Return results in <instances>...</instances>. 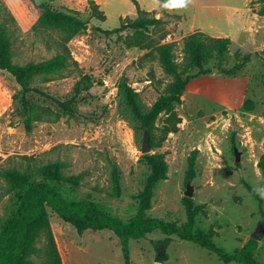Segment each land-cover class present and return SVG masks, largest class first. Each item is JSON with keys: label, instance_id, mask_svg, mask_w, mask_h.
<instances>
[{"label": "rangeland", "instance_id": "1", "mask_svg": "<svg viewBox=\"0 0 264 264\" xmlns=\"http://www.w3.org/2000/svg\"><path fill=\"white\" fill-rule=\"evenodd\" d=\"M34 1L62 12L75 11L87 21V29L65 45L72 63L55 75L35 77L31 83L60 101L72 98L79 84L80 94L73 102L77 114L61 115L51 102L31 97L48 106L52 115L33 123L27 133L15 100L20 87L0 70V171L16 170L37 181L40 168L60 162L64 176L79 177L73 198L93 201L108 213L129 219L137 211V194L148 168L141 153L145 134L128 112L119 84L125 81L136 93L140 109L148 111L172 80L159 63V45L174 43L176 62L182 63L183 39L193 32L228 38L231 44L224 65L230 67L244 55H249V62L231 78L220 75L211 59L207 67L213 71L186 86L181 104L175 107L180 118L178 132L168 134L161 147L148 153L164 154L168 171L167 179L155 187L147 215L183 223L182 198L189 185L190 199L194 205H203L205 212L196 216L194 230L213 231L214 245L227 255L240 250L264 222V199L259 203L245 187L264 184V174L257 167L264 154V0H184L185 6L169 0L172 10L161 8L160 0ZM89 1L98 5L104 21L90 18ZM137 8L163 21L148 27L143 45L132 43V30L120 33L122 40L117 39L119 35L102 33L116 29L121 19H135ZM0 31L11 44L12 62L20 66L64 52L62 35L38 26L26 0H0ZM250 103L254 109L244 111ZM164 118L161 115L156 126ZM234 149L239 162H235ZM193 150L198 151L195 175L186 182L187 159ZM113 167L119 172L118 197L112 196ZM19 197L0 177V230L16 213ZM48 213L63 264H124L112 232L87 230L79 235L50 210ZM164 239L153 233L146 239L130 240V262L158 264L155 246ZM45 243L40 234L37 252L28 260L43 264ZM166 254L167 260L159 264H223L207 250L174 237ZM253 259L264 264V235L255 240Z\"/></svg>", "mask_w": 264, "mask_h": 264}, {"label": "trees", "instance_id": "2", "mask_svg": "<svg viewBox=\"0 0 264 264\" xmlns=\"http://www.w3.org/2000/svg\"><path fill=\"white\" fill-rule=\"evenodd\" d=\"M35 15L36 24L44 29L58 31L62 35L64 52L53 58L40 62L28 63L20 66L14 64L11 58V44L2 31H0V70L7 72L20 87V96L15 97L18 104V113L23 117V126L27 133L31 132L33 123L49 120L52 112L48 106H41L31 97L39 96L43 100L56 106L61 115L75 116L77 110L73 107L76 95L80 94L77 84L75 95L68 100H57L39 88L32 87L35 77L55 75L66 69L72 62L70 53L65 45L76 35L87 29V21L83 20L75 11H59L45 3L26 0ZM160 7L172 10L169 0H160ZM89 15L91 19L104 21L105 16L93 1H89ZM137 16L133 20L124 18L119 26L111 31H102L106 34H116L122 40L120 33L132 30V43L135 46L143 45L144 32L148 27L163 24L160 19L149 17V13L137 8ZM261 15H263L261 13ZM129 43V42H128ZM231 41L228 38L211 37L201 31H195L183 39L182 52L184 59L177 63L174 56V43L159 45L156 50L158 60L163 71L172 80L167 92L160 95L148 111L139 107L137 95L125 81H121L119 89L132 119L137 123V129L149 136L151 149L161 147L170 133H177L180 118L175 107L181 104V96L186 86L194 79L210 74L213 69L207 67L211 59H215V68L224 77H235L249 62V55L241 56L230 67L224 65L226 54ZM239 58V54L235 55ZM75 63V62H73ZM86 90V87L83 88ZM252 103L244 106V111L251 112ZM58 113L55 114L58 117ZM165 116L162 125L156 126L158 118ZM198 151L193 150L187 159L185 181L194 178L195 160ZM142 161L148 168L143 188L137 194L138 208L136 213L127 220H122L95 202L86 199H75L73 193L79 187L78 176H64L63 165L54 162L38 170L39 179L20 173L16 170L6 169L0 171V177L6 182L10 191L19 193V204L12 216L0 230V264H35L28 260L35 254L36 239L44 235L45 247L43 250V264H62L53 234L49 226V213L51 211L62 222L70 225L81 235L85 231H110L118 239V244L124 264H132L129 258L128 242L130 240L146 239L148 235L160 233L164 240L156 242L155 262L162 263L167 260L166 247L174 237L179 241L196 244L202 249L214 254L223 264H261L253 259L255 240L250 239L240 250L227 255L218 249L212 239L213 231L203 232L194 230L195 218L198 214H205L203 205H194L191 199L183 197L182 205L185 211V221L181 224L165 222L151 218L147 215L151 208L156 185L167 179L168 167L164 154H145ZM258 169L264 174V154L258 160ZM119 172L112 170V196H119ZM248 193L262 204V199L245 184Z\"/></svg>", "mask_w": 264, "mask_h": 264}, {"label": "water", "instance_id": "3", "mask_svg": "<svg viewBox=\"0 0 264 264\" xmlns=\"http://www.w3.org/2000/svg\"><path fill=\"white\" fill-rule=\"evenodd\" d=\"M151 150L150 145H149V136L147 133H145V136L143 138V143L141 146V153L143 155L148 154L149 151ZM234 154H235V162H239V154L237 153V151L234 149ZM184 197L186 198H191L192 197V187L191 186H187L186 190L184 192ZM264 222H262L260 224V226L256 229V231L252 234V239L254 240H260L263 235H264ZM159 264V263H158Z\"/></svg>", "mask_w": 264, "mask_h": 264}, {"label": "clouds", "instance_id": "4", "mask_svg": "<svg viewBox=\"0 0 264 264\" xmlns=\"http://www.w3.org/2000/svg\"><path fill=\"white\" fill-rule=\"evenodd\" d=\"M176 6H185L184 0H174ZM253 191L261 198L264 199V184L254 186Z\"/></svg>", "mask_w": 264, "mask_h": 264}, {"label": "crops", "instance_id": "5", "mask_svg": "<svg viewBox=\"0 0 264 264\" xmlns=\"http://www.w3.org/2000/svg\"><path fill=\"white\" fill-rule=\"evenodd\" d=\"M206 34V33H205ZM212 37V36H211ZM62 264H63V260H62Z\"/></svg>", "mask_w": 264, "mask_h": 264}]
</instances>
